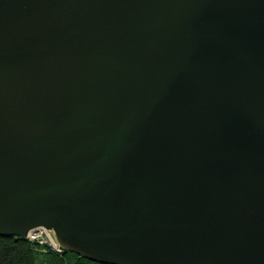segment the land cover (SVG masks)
Returning a JSON list of instances; mask_svg holds the SVG:
<instances>
[{"label": "water", "instance_id": "water-1", "mask_svg": "<svg viewBox=\"0 0 264 264\" xmlns=\"http://www.w3.org/2000/svg\"><path fill=\"white\" fill-rule=\"evenodd\" d=\"M100 264H264V0H0V237Z\"/></svg>", "mask_w": 264, "mask_h": 264}, {"label": "trees", "instance_id": "trees-1", "mask_svg": "<svg viewBox=\"0 0 264 264\" xmlns=\"http://www.w3.org/2000/svg\"><path fill=\"white\" fill-rule=\"evenodd\" d=\"M0 264H100L64 250L57 253L20 237H0Z\"/></svg>", "mask_w": 264, "mask_h": 264}, {"label": "built area", "instance_id": "built-area-1", "mask_svg": "<svg viewBox=\"0 0 264 264\" xmlns=\"http://www.w3.org/2000/svg\"><path fill=\"white\" fill-rule=\"evenodd\" d=\"M26 239L31 242H36L44 247L50 248L57 253L64 252V249L56 239L55 233L46 227L40 226L30 230Z\"/></svg>", "mask_w": 264, "mask_h": 264}, {"label": "rangeland", "instance_id": "rangeland-1", "mask_svg": "<svg viewBox=\"0 0 264 264\" xmlns=\"http://www.w3.org/2000/svg\"><path fill=\"white\" fill-rule=\"evenodd\" d=\"M40 246H42V245H40Z\"/></svg>", "mask_w": 264, "mask_h": 264}]
</instances>
